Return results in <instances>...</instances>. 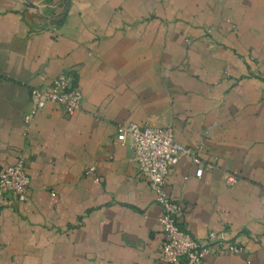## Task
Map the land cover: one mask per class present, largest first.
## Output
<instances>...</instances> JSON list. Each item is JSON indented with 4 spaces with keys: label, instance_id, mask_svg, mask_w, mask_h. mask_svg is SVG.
<instances>
[{
    "label": "crops",
    "instance_id": "0c3cea01",
    "mask_svg": "<svg viewBox=\"0 0 264 264\" xmlns=\"http://www.w3.org/2000/svg\"><path fill=\"white\" fill-rule=\"evenodd\" d=\"M62 72L82 109L48 104L27 127L30 90ZM121 124L200 147L202 177L183 158L166 181L178 223L244 248L204 264H264V0H0V173L23 154L31 182L0 203V264H163Z\"/></svg>",
    "mask_w": 264,
    "mask_h": 264
},
{
    "label": "built area",
    "instance_id": "2783aa9c",
    "mask_svg": "<svg viewBox=\"0 0 264 264\" xmlns=\"http://www.w3.org/2000/svg\"><path fill=\"white\" fill-rule=\"evenodd\" d=\"M48 104L61 107L68 116L82 109L84 96L68 72L60 73L47 87L30 90V108L24 116L25 125L28 127ZM117 140L129 146L132 161L138 166L139 178L149 184L161 208L159 223L165 237L163 264H204L210 255H241L244 252L242 246L228 242L221 234L210 231L204 237H195L178 223L183 207L181 202L167 193L166 181L171 170L183 158L197 165L196 176L201 178L206 167L198 156L200 147H187L177 142L172 128H154L149 125L121 124L118 126ZM207 169L212 167L208 166ZM94 172L95 168L86 170V174ZM238 179L237 175L229 174L226 182L234 186ZM30 188L26 160L20 154L13 166L0 173V203L9 196L23 203L28 198Z\"/></svg>",
    "mask_w": 264,
    "mask_h": 264
}]
</instances>
